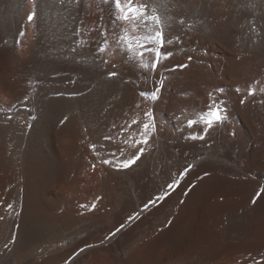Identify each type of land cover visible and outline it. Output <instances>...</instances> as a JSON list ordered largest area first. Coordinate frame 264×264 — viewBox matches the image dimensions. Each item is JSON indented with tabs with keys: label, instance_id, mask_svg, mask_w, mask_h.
Here are the masks:
<instances>
[{
	"label": "bare ground",
	"instance_id": "1",
	"mask_svg": "<svg viewBox=\"0 0 264 264\" xmlns=\"http://www.w3.org/2000/svg\"><path fill=\"white\" fill-rule=\"evenodd\" d=\"M196 218L202 264H264V0H0V264L174 255Z\"/></svg>",
	"mask_w": 264,
	"mask_h": 264
},
{
	"label": "rangeland",
	"instance_id": "2",
	"mask_svg": "<svg viewBox=\"0 0 264 264\" xmlns=\"http://www.w3.org/2000/svg\"><path fill=\"white\" fill-rule=\"evenodd\" d=\"M128 11V10H127ZM22 34V32H20ZM183 66H181V68L183 69ZM177 68V67H176ZM248 191L245 190L244 194H247ZM258 199V197L256 196L252 201L253 203L256 202ZM94 209V206H92V210ZM227 220L224 221V224L227 225L228 222H226ZM202 222V221H201ZM256 224V225H254ZM200 220L196 218L195 221V225L194 227L191 229L190 231V243H189V247L186 249H180L174 252V255H170L172 253L168 252V251H157L156 246L154 247L153 245H151V247H148V249L145 252H142V254L138 255L137 258L134 257V261L133 264H168L167 259H171V264H202L203 261V252L205 251L204 245L202 243V236H201V226H200ZM248 231L251 230L250 226L252 225V223L248 224ZM260 223H253L252 229L254 231L253 235H260L259 232L261 229H264L261 227V229L259 228L258 231V227ZM255 227V228H253ZM257 227V228H256ZM255 229V230H254ZM256 230L258 231L256 233ZM159 232H161V230L157 229V231H151V232H144V236L146 237L147 240H151L153 238H156L157 234H159ZM263 232V231H262ZM254 236V237H255ZM151 242H153V240H151ZM249 247V245H248ZM239 255H236V257H241L240 255H243V250H239ZM167 253V254H166ZM169 253V254H168ZM222 255V254H221ZM219 255L217 257V259H221L222 256ZM140 256V257H139ZM173 256V257H171ZM128 257V256H127ZM137 259V260H136ZM173 259V261H172ZM224 262V260H222ZM162 262V263H161ZM259 263V262H258ZM257 263V264H258ZM252 264V263H249Z\"/></svg>",
	"mask_w": 264,
	"mask_h": 264
},
{
	"label": "snow or ice",
	"instance_id": "3",
	"mask_svg": "<svg viewBox=\"0 0 264 264\" xmlns=\"http://www.w3.org/2000/svg\"><path fill=\"white\" fill-rule=\"evenodd\" d=\"M116 3L119 4V0H116ZM31 19H32V17L30 16V17H29V20H31ZM157 35L159 36L160 33H157ZM161 43H163V41H162ZM149 51H151V49H149ZM157 55H159V53H157ZM155 66H156V65L154 64L153 67H155ZM110 75H115V73H111ZM212 115L215 116L217 120L220 119V117H219V115L217 114V112L214 111V112L212 113ZM208 123H209V125H211V121H208ZM191 124H192V122L189 121V125H190V126H191ZM148 127H149L148 124H145V125H144V128H145V129H147ZM147 142H148L147 139H145V140H144V143H147ZM142 151H143V149H141V153H142ZM136 159H139V156H137ZM135 162H136L135 159H134V160H129V161L125 162L123 166H124L125 168H127V167H129L131 164H134ZM105 163H107V161H105ZM185 171H188V170L185 169ZM169 187H171V185H170Z\"/></svg>",
	"mask_w": 264,
	"mask_h": 264
}]
</instances>
